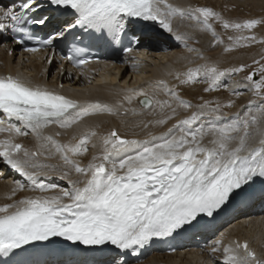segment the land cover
<instances>
[{
	"label": "snow or ice",
	"instance_id": "snow-or-ice-1",
	"mask_svg": "<svg viewBox=\"0 0 264 264\" xmlns=\"http://www.w3.org/2000/svg\"><path fill=\"white\" fill-rule=\"evenodd\" d=\"M46 3L65 16V26L53 36L39 41L43 47L52 45L54 39L64 37L66 32L76 28L98 38L119 39L125 28V18L157 22L168 32H173L172 19L178 15L198 21L202 17V23L209 31V18L219 19L208 8L185 12L168 4L167 0H46ZM43 7L41 0H19L18 3L12 0L7 5L0 2V41L9 39L16 45H26L33 37L31 26L45 25L49 20L48 16L35 15ZM258 23L260 21L250 20L230 25L224 21L222 26L225 29H251ZM176 39L181 37L177 35ZM237 39L255 40V37ZM24 50L38 51L31 47ZM80 51L79 48L72 49V54L65 59L78 65L88 63L84 59H75ZM243 68L242 65L229 71L240 72ZM259 71L262 74L260 82L253 80L254 73L246 77L253 83L254 95L264 88V67ZM225 74L215 67L200 66L189 69L185 73L187 79H180L179 75L177 79L181 84H187L203 76L208 82L204 91H210L219 86L218 81ZM158 86H163L164 94L171 96L180 107H191L163 81ZM141 95L143 99L139 103L144 108H151L152 97L145 93ZM155 103L161 108L165 105L172 108L167 100ZM197 107L198 111L177 121L167 132L159 136L149 133L148 140L124 139L113 130L98 144H93L94 148L102 149L100 155H93L92 161L81 167L69 153L79 156L87 152V144L95 132L83 135L74 145H61L51 137H42L41 131L51 124L67 128L85 116L99 111L111 113L112 109L99 102L79 105L63 95L32 87L19 78H0V113L9 121L5 128V121L0 119V132L10 134L8 139L0 141V158L27 182L14 181L12 195L26 187L40 193L56 188V185L43 183L40 177L46 175L43 170L56 171L57 166L36 161L35 157L44 155L43 152H29L12 142V136H25L26 130H30L37 140L51 144L55 151H50L49 156L59 153L64 165L87 177L83 182L69 180L71 188L60 189L56 195L24 197L0 205V257L6 258L0 264H26L19 259L25 251L23 246L50 241L52 237L85 246L111 244L121 254H135L136 248L143 247L152 238L168 237L186 225L191 226L201 214L212 217L256 179H264V129H258L261 139L257 146L248 143L251 135L248 129L250 124L258 123V118L237 116L228 123L217 125L211 120L205 122L203 118L212 115L219 119V107L209 108L208 102ZM172 113L175 114L174 108ZM13 118L20 126L11 123ZM169 119L172 116L155 123L163 125ZM259 119H264V105ZM209 135L212 139L208 145L203 144L204 137ZM68 175L65 171L61 178ZM220 246V240L213 241L211 251H220ZM223 253V264H250L255 260L247 243L224 246ZM114 264H120V260L115 259Z\"/></svg>",
	"mask_w": 264,
	"mask_h": 264
},
{
	"label": "bare ground",
	"instance_id": "bare-ground-1",
	"mask_svg": "<svg viewBox=\"0 0 264 264\" xmlns=\"http://www.w3.org/2000/svg\"><path fill=\"white\" fill-rule=\"evenodd\" d=\"M206 1L167 0V3L189 12L196 8H208L204 6ZM212 1H215L218 5L217 7L222 11L208 8L219 17L215 22L209 18L210 31L205 29L202 17L199 21L193 20L188 16L184 18L179 15L173 17V32L164 30L157 22L143 20L146 28L143 29L144 33H138L140 45L137 51H131L118 63L97 64L89 68L87 72L79 73L75 77L67 69L64 74H61L63 69L58 64H53L50 66L45 78V73L40 70L37 56H24L18 51H15L14 56H8L6 55L7 49L13 50V45L0 46V78L5 77L7 74L15 76L19 72L23 75L25 82L32 87L43 85L48 87L50 91L60 95L61 93H57L55 90L56 85L59 84L62 89H68L69 93L67 95L79 105L99 102L112 109L111 113L109 111H99L85 116L67 128L51 124L41 131L42 137H51L61 145H74L83 135L95 132L96 135L91 136L87 144V152L79 156H72L69 153L71 159L76 161L81 167H86L92 161L93 155H100L102 149L99 146L94 148L93 144H98L102 137L107 136L113 130L124 139L148 140L150 139L149 133L153 136H159L167 132L177 121L198 111L197 106L205 104V102H208L209 108L219 107L218 115L220 117L216 119L215 116L210 115L203 118L205 122L211 120L217 125H223L237 116L242 119L257 117L258 123L250 124L248 129L251 133L248 143L251 146H257L261 139L258 129H264V119H259L261 106L264 105V99L261 98L264 96V88L260 90V94L254 95L251 81L243 79L241 72H235L236 74H234L229 71L232 68L223 69L221 67L222 61L214 53H211L215 51L216 43L219 46L223 45L222 42H224L225 37L218 26L225 21L227 16L232 14L233 7L229 6V3L237 4L238 1L244 2V0ZM0 2L7 5L12 0H0ZM16 2L18 3L19 0H16ZM224 9H227V14L223 13ZM196 15L199 16V13H196ZM177 35L181 37L180 40L176 39ZM157 46L160 48L158 49ZM223 54L226 55V53ZM200 66L215 67L219 71L226 73L220 77L219 86L215 90L204 91L208 87V82L203 76L198 77L194 83H180V79H187L185 73L189 69ZM98 74L101 75V78L96 76ZM177 75H179L180 79H177ZM161 81L169 89L175 91L181 100L187 101L191 107L182 108L171 96H166L162 90L163 86H158ZM254 81L256 82V80ZM141 93L152 97L153 105L151 108L140 106L139 101L143 98ZM129 98L131 103H129ZM157 100H167L172 108L175 109V114L173 115L172 108L167 105L161 108L155 103ZM229 104L231 106H228ZM167 116H172V119L167 120L165 124L159 125L155 123V121L165 119ZM11 123L20 126L14 119L11 120ZM145 124L148 126L145 127ZM7 125L8 123H4L3 127L6 128ZM26 131L28 132L27 135L13 136V138L22 145L23 149H27L29 152H43L44 155L35 157L36 161L57 166L56 171L43 170L46 173V175H43L45 181H51V185H56V188L40 193L38 191H29L26 187L25 190L16 191L15 195H12V189L15 187L14 181L19 180L25 184L27 182L21 180L17 174H14L13 170L4 164L2 158H0V205L12 203L24 197L56 195L59 194L60 189L71 188L69 180H80L83 182L87 179L86 176L75 173L70 166L64 165L59 158V153L49 156L48 153L55 150L52 149L48 141L37 140L30 130ZM176 134L179 133L177 132ZM3 136L4 132H0V141L4 140ZM211 139V135L206 136L202 143L208 145ZM42 144L47 146L41 147ZM20 155L22 156L23 153L21 152ZM65 171L69 172L68 177L61 178ZM42 182L44 183V181ZM80 186H82V183ZM7 197L11 198L8 199ZM251 214L252 208L233 213L226 223L232 220L234 223L228 229L222 231V236L215 239L205 238L207 242H204V244L209 246V248L201 251L196 250L195 247L198 245L199 238H195L191 241L189 247L177 254L164 255L156 253L143 260L140 264H223L224 245L221 243L220 251L217 252H212L211 246L213 241H224L229 235L248 239L257 253V257L250 264H257V261L260 264H264V219L257 221L250 217ZM245 219H250V221L241 223Z\"/></svg>",
	"mask_w": 264,
	"mask_h": 264
},
{
	"label": "rangeland",
	"instance_id": "rangeland-1",
	"mask_svg": "<svg viewBox=\"0 0 264 264\" xmlns=\"http://www.w3.org/2000/svg\"><path fill=\"white\" fill-rule=\"evenodd\" d=\"M204 6H207L212 10L216 9L218 11H222L219 7H217L218 5L215 1L212 0H207L206 3H204ZM229 6L233 7L231 12L232 14L231 16H227L225 21H227L230 25L250 20H257L260 21V23L251 29H234L232 27L225 29L222 24H220L218 28L219 30L221 29L220 31L225 37L224 42H222L223 45L221 44L220 46L223 47L224 44L226 45L221 50L222 47L216 43L214 48L215 51H212L211 53H214V55L218 56V59L222 61L221 67L223 69H235L243 65V71H240L243 79H246L249 74L254 73L257 76L256 82H259L262 75L259 69L264 67V0H244V2L238 1L237 4L229 3ZM226 11L227 9H224L223 13L227 14L228 12ZM211 19L214 22L216 20V18ZM229 37H232V39H229ZM238 37H255V40L237 39ZM225 49L228 50L226 51ZM223 53H226V55ZM220 56L222 57L220 58ZM233 73L236 74L235 72Z\"/></svg>",
	"mask_w": 264,
	"mask_h": 264
},
{
	"label": "water",
	"instance_id": "water-1",
	"mask_svg": "<svg viewBox=\"0 0 264 264\" xmlns=\"http://www.w3.org/2000/svg\"><path fill=\"white\" fill-rule=\"evenodd\" d=\"M253 77H254V80H256V75L255 74L253 75Z\"/></svg>",
	"mask_w": 264,
	"mask_h": 264
}]
</instances>
